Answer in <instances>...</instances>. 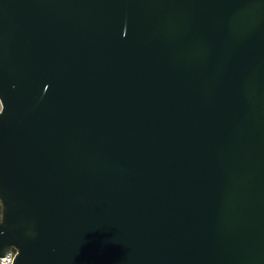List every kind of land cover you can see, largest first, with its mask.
Segmentation results:
<instances>
[{"label":"water","instance_id":"water-1","mask_svg":"<svg viewBox=\"0 0 264 264\" xmlns=\"http://www.w3.org/2000/svg\"><path fill=\"white\" fill-rule=\"evenodd\" d=\"M0 257L264 264V0H0Z\"/></svg>","mask_w":264,"mask_h":264},{"label":"built area","instance_id":"built-area-1","mask_svg":"<svg viewBox=\"0 0 264 264\" xmlns=\"http://www.w3.org/2000/svg\"><path fill=\"white\" fill-rule=\"evenodd\" d=\"M4 104L2 102V99L0 97V112L3 111ZM18 255V249L15 247H11L7 252H6V258H1L0 257V264H15V260Z\"/></svg>","mask_w":264,"mask_h":264},{"label":"flooded vegetation","instance_id":"flooded-vegetation-1","mask_svg":"<svg viewBox=\"0 0 264 264\" xmlns=\"http://www.w3.org/2000/svg\"><path fill=\"white\" fill-rule=\"evenodd\" d=\"M1 217H2V203L0 201V219H1Z\"/></svg>","mask_w":264,"mask_h":264}]
</instances>
